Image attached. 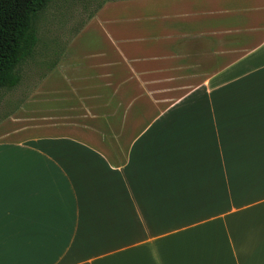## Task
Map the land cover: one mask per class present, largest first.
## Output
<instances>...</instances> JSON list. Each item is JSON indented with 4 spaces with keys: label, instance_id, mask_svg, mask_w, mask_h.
<instances>
[{
    "label": "crops",
    "instance_id": "0c3cea01",
    "mask_svg": "<svg viewBox=\"0 0 264 264\" xmlns=\"http://www.w3.org/2000/svg\"><path fill=\"white\" fill-rule=\"evenodd\" d=\"M36 94L5 264H264V0H103Z\"/></svg>",
    "mask_w": 264,
    "mask_h": 264
},
{
    "label": "rangeland",
    "instance_id": "374dc122",
    "mask_svg": "<svg viewBox=\"0 0 264 264\" xmlns=\"http://www.w3.org/2000/svg\"><path fill=\"white\" fill-rule=\"evenodd\" d=\"M103 0H51L36 23L37 43L32 56L18 68L19 84L0 91V127L51 124L47 119L53 99L38 95L39 85L71 38ZM27 121L24 122L23 121Z\"/></svg>",
    "mask_w": 264,
    "mask_h": 264
},
{
    "label": "trees",
    "instance_id": "16d2710c",
    "mask_svg": "<svg viewBox=\"0 0 264 264\" xmlns=\"http://www.w3.org/2000/svg\"><path fill=\"white\" fill-rule=\"evenodd\" d=\"M51 0H0V91L20 82L19 66L37 43L36 23Z\"/></svg>",
    "mask_w": 264,
    "mask_h": 264
},
{
    "label": "snow or ice",
    "instance_id": "6c2138e0",
    "mask_svg": "<svg viewBox=\"0 0 264 264\" xmlns=\"http://www.w3.org/2000/svg\"><path fill=\"white\" fill-rule=\"evenodd\" d=\"M3 255H4V247H3V228H2V200H0V264H5Z\"/></svg>",
    "mask_w": 264,
    "mask_h": 264
}]
</instances>
